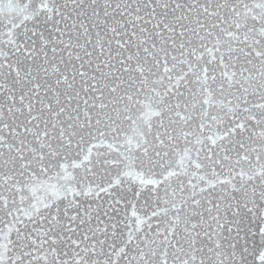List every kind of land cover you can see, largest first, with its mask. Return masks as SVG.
Returning a JSON list of instances; mask_svg holds the SVG:
<instances>
[{
    "label": "snow or ice",
    "instance_id": "snow-or-ice-1",
    "mask_svg": "<svg viewBox=\"0 0 264 264\" xmlns=\"http://www.w3.org/2000/svg\"><path fill=\"white\" fill-rule=\"evenodd\" d=\"M0 264H264V0H0Z\"/></svg>",
    "mask_w": 264,
    "mask_h": 264
},
{
    "label": "water",
    "instance_id": "water-1",
    "mask_svg": "<svg viewBox=\"0 0 264 264\" xmlns=\"http://www.w3.org/2000/svg\"><path fill=\"white\" fill-rule=\"evenodd\" d=\"M240 219H241V228L246 232L250 231L253 228H256L258 230V228L261 226L259 222H254L249 214H245ZM251 243H252V239L251 236H249V246H251Z\"/></svg>",
    "mask_w": 264,
    "mask_h": 264
}]
</instances>
